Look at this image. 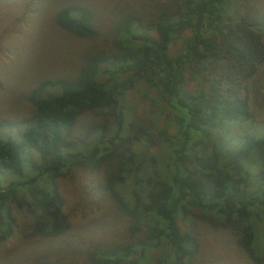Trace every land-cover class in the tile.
<instances>
[{
  "label": "trees",
  "instance_id": "obj_1",
  "mask_svg": "<svg viewBox=\"0 0 264 264\" xmlns=\"http://www.w3.org/2000/svg\"><path fill=\"white\" fill-rule=\"evenodd\" d=\"M248 3L156 0L103 22L100 31L89 7H60V27L101 34L114 48L91 52L76 77L38 82L27 97L32 113L1 121L20 130L0 134V242L14 232L12 205L32 216V234L63 233L68 216L57 179L77 166L103 171L100 187L126 236L91 245L85 262L51 254L34 264H143L150 249L169 264H192L198 242L179 223L192 210L234 234L252 264H264V191L250 189L264 180V130L247 84L264 65V7ZM140 85L170 109L171 128L153 133L149 118L145 126L134 116L124 126L125 93ZM84 112L91 119L81 123Z\"/></svg>",
  "mask_w": 264,
  "mask_h": 264
},
{
  "label": "rangeland",
  "instance_id": "obj_2",
  "mask_svg": "<svg viewBox=\"0 0 264 264\" xmlns=\"http://www.w3.org/2000/svg\"><path fill=\"white\" fill-rule=\"evenodd\" d=\"M153 1L156 0H0V123L18 122L32 113L33 105L27 97L38 82L56 77H76L80 65L91 52L100 49L111 51L114 48L108 38L101 34L95 38L82 37L60 27L55 22V13L60 7L66 4L89 7L100 22V31L107 20L131 10L140 11ZM231 1L233 7H238L242 1H248L247 6L250 7H264V0ZM181 40L175 39L171 52L180 48ZM96 75L100 81H104V74ZM247 84L250 108L257 121L263 120V132L264 65ZM125 99V127L133 116L141 118L145 126V118H149L153 133L156 126L172 127L170 109L158 98L155 100L153 92L144 86L128 90ZM90 116L89 112H84L78 121L83 123L90 120ZM228 125L234 134L237 131L241 133L239 124ZM18 128L19 125L4 123L0 126L1 138L16 134ZM80 132L76 129L69 134L74 136ZM139 141L133 145L138 150L144 147V142ZM102 174L103 171L99 169L73 166L72 170L57 179L64 199V211L68 216V227L59 236L51 238L32 234V216L26 210L12 205L14 232L0 242V264H34L36 257L43 258L51 254L68 261L85 262V251L91 245L123 239L126 232L120 227L121 221L113 202L104 188L100 187ZM250 189L264 191V180L255 179L250 183ZM197 212L200 213L199 210ZM179 223L183 230L192 232L198 242V251L192 264H252L243 248L236 243L234 234L213 227L198 218L194 210L180 216ZM160 253L159 249H150L142 260L143 264H169Z\"/></svg>",
  "mask_w": 264,
  "mask_h": 264
}]
</instances>
